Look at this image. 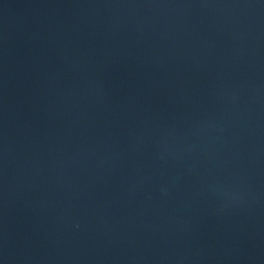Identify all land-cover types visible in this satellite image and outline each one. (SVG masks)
I'll return each instance as SVG.
<instances>
[{"label": "water", "instance_id": "water-1", "mask_svg": "<svg viewBox=\"0 0 264 264\" xmlns=\"http://www.w3.org/2000/svg\"><path fill=\"white\" fill-rule=\"evenodd\" d=\"M0 264H264V0H0Z\"/></svg>", "mask_w": 264, "mask_h": 264}]
</instances>
